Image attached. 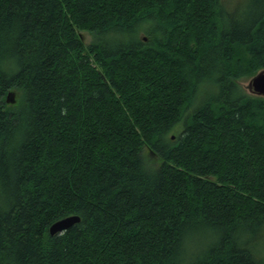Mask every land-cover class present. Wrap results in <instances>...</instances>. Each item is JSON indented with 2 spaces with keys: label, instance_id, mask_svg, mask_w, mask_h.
Returning <instances> with one entry per match:
<instances>
[{
  "label": "trees",
  "instance_id": "trees-1",
  "mask_svg": "<svg viewBox=\"0 0 264 264\" xmlns=\"http://www.w3.org/2000/svg\"><path fill=\"white\" fill-rule=\"evenodd\" d=\"M263 68L264 0H0V264H264Z\"/></svg>",
  "mask_w": 264,
  "mask_h": 264
},
{
  "label": "water",
  "instance_id": "water-1",
  "mask_svg": "<svg viewBox=\"0 0 264 264\" xmlns=\"http://www.w3.org/2000/svg\"><path fill=\"white\" fill-rule=\"evenodd\" d=\"M249 91L264 96V68L259 70L255 75H253L247 85ZM15 93L14 91H9L7 94V102H14L15 101ZM80 216L78 215H70L58 220L53 221V223L49 227V233L54 235L55 233L62 232L68 229L70 226L75 224L76 222L80 221Z\"/></svg>",
  "mask_w": 264,
  "mask_h": 264
},
{
  "label": "rangeland",
  "instance_id": "rangeland-1",
  "mask_svg": "<svg viewBox=\"0 0 264 264\" xmlns=\"http://www.w3.org/2000/svg\"><path fill=\"white\" fill-rule=\"evenodd\" d=\"M83 38H84V41H85L86 43L92 42L93 39H94L93 35H92L91 33H89V32H84V33H83ZM251 77H252V76H250V77H244V78L238 79V82H239L240 85L244 88V90L247 91L249 94H255V93L249 91L248 88H247L248 82H249V80H250ZM15 96H16V95H15ZM15 96H14V97H15ZM194 103H198V102H194ZM181 126H182V122H180V123L177 125V128H176V129L174 128V129L172 130V132H170L171 135H172V137L174 138V140H175V136L179 133L178 131H179L180 129H182Z\"/></svg>",
  "mask_w": 264,
  "mask_h": 264
}]
</instances>
